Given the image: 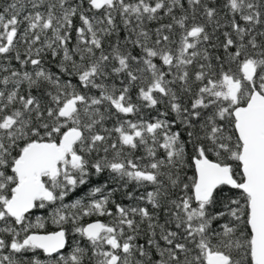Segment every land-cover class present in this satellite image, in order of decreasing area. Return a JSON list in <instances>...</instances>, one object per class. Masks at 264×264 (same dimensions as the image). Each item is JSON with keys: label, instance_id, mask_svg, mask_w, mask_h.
<instances>
[{"label": "snow or ice", "instance_id": "1", "mask_svg": "<svg viewBox=\"0 0 264 264\" xmlns=\"http://www.w3.org/2000/svg\"><path fill=\"white\" fill-rule=\"evenodd\" d=\"M0 264H264V0H13Z\"/></svg>", "mask_w": 264, "mask_h": 264}, {"label": "trees", "instance_id": "2", "mask_svg": "<svg viewBox=\"0 0 264 264\" xmlns=\"http://www.w3.org/2000/svg\"><path fill=\"white\" fill-rule=\"evenodd\" d=\"M12 2H13V0H0V13L4 12V9L7 8V6H8L9 4H11ZM218 2L222 4V3H223V0H218ZM30 10H31L30 7H29L28 9H26V11H30ZM41 10H42V9H41ZM25 14H26V12H25ZM222 15H223V13H222ZM117 22L119 23V18L117 19ZM163 22H167V21L165 20V21H163ZM157 26H158V24H157L156 22H153V23H151V24L149 25L150 28H155V27H157ZM24 27H26V24L21 26V31H23V28H24ZM216 34L219 35V32H217ZM125 35H126V32L123 30V26L121 25V31L119 32V36H120L121 39H123V37H124ZM73 36H75V33H73ZM112 39H115V36H113ZM220 39L222 40L223 37L221 36ZM206 46H207V45H206ZM21 50H22V49H21ZM138 51H139L138 49L135 50V51L133 52V54H136V52H138ZM210 51H211V49H210ZM213 54L215 55V54H218V53H217V52H214ZM219 54H222V50L220 51ZM156 62L159 63L158 60H157ZM213 62H214V61H213ZM13 63L16 64L17 67H19V64H18L17 62L13 61ZM52 70H53L54 72H55V71H58V69H56L55 67H53ZM113 79H115V78H113ZM74 82H75V81H74ZM117 83H119L118 80H117ZM133 98L135 99V89H133ZM184 100H185V102H188V101H187V97H185ZM160 107H161V110H163V106H160ZM144 111H145V112H148L151 116H156V112H155V110H151V111L149 112V110L145 109ZM112 123H113V121H112V120H109L107 126L111 127V126H112ZM142 154H143V149H139V150H137V151L135 152V155H136V156H139V155H142ZM162 154H163V153H161V155H162ZM191 174H192V173H191V171H190V172H189V175H191ZM104 175H105V178H107L108 174L105 173ZM111 186H112V185H110V187H111ZM134 187H135L134 184L129 185V190H132ZM86 191H87V188L83 189V191L78 192V193L76 194V196H72L71 199H75V198H77L78 196L83 195V193L86 192ZM123 191H124L123 189L118 190V191L116 192V194L114 195L113 199H115L117 202H123L125 205H133V204H134L133 201H129V200H127V199L123 196ZM142 192H143V189H139L138 194H139V193H142ZM65 202H66V203H67V202H70V201H69V198H66ZM141 206H144V205L142 204ZM149 207H150V206H149ZM50 212H51V208L42 209V210H40V209H38V210H33V213H32V215H31V219H32L33 222H35V218H36L38 215H42V216L45 217V219H47L48 216H49V213H50ZM96 218H97V217H95V216H93V217H85L84 220H83L82 222H83V223H88V222H91L92 220H95ZM101 219L107 221V220H109L110 218H109V217H101ZM161 222H163V215H161ZM69 227H70V226H69ZM54 230H57V226L51 224V221L49 220V221H48V224L46 225V229L41 230V231H54ZM145 239H146V237H145L143 234H141V236L138 238V243H140V244H144V243H145ZM76 242H79L82 246H85V245H87V243H88L86 240L81 239L80 236H79V234L72 233V234L69 236V244H70V245H74ZM69 250H70L69 248H66V249H65L66 252L69 251ZM38 255H40L41 259L46 258L42 253H38Z\"/></svg>", "mask_w": 264, "mask_h": 264}]
</instances>
